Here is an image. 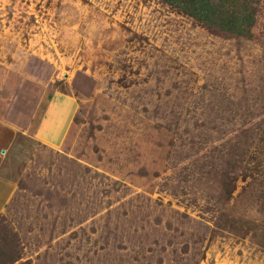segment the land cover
Masks as SVG:
<instances>
[{
  "label": "rangeland",
  "instance_id": "rangeland-1",
  "mask_svg": "<svg viewBox=\"0 0 264 264\" xmlns=\"http://www.w3.org/2000/svg\"><path fill=\"white\" fill-rule=\"evenodd\" d=\"M256 4L233 36L160 0H0V233L17 264H264Z\"/></svg>",
  "mask_w": 264,
  "mask_h": 264
},
{
  "label": "crops",
  "instance_id": "crops-1",
  "mask_svg": "<svg viewBox=\"0 0 264 264\" xmlns=\"http://www.w3.org/2000/svg\"><path fill=\"white\" fill-rule=\"evenodd\" d=\"M160 1L174 7L204 25L216 28L217 30L233 36L248 35L253 30L257 18V0ZM74 107V102L68 99L52 110L56 113L54 114L57 115V121L55 120L57 124L56 127H53V129L48 132L53 140L59 139L64 133L63 131L70 122V115H72ZM49 111H47V114ZM42 125H44V122Z\"/></svg>",
  "mask_w": 264,
  "mask_h": 264
},
{
  "label": "trees",
  "instance_id": "trees-1",
  "mask_svg": "<svg viewBox=\"0 0 264 264\" xmlns=\"http://www.w3.org/2000/svg\"><path fill=\"white\" fill-rule=\"evenodd\" d=\"M224 225L229 226L231 229H234L233 224H227L226 222H223ZM2 222L0 223V231L2 230ZM7 235H2L0 233V242L7 243V246H5L0 251V264H17L16 262L19 259V248L17 241L15 238L9 239L6 237ZM5 250V251H4ZM18 264H25V263H18Z\"/></svg>",
  "mask_w": 264,
  "mask_h": 264
}]
</instances>
